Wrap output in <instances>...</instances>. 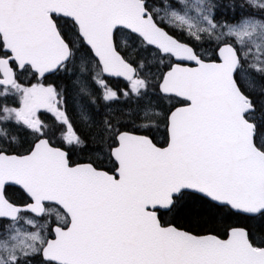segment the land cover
<instances>
[{"label": "snow or ice", "instance_id": "snow-or-ice-1", "mask_svg": "<svg viewBox=\"0 0 264 264\" xmlns=\"http://www.w3.org/2000/svg\"><path fill=\"white\" fill-rule=\"evenodd\" d=\"M247 9L0 0V264H264V0Z\"/></svg>", "mask_w": 264, "mask_h": 264}, {"label": "trees", "instance_id": "trees-1", "mask_svg": "<svg viewBox=\"0 0 264 264\" xmlns=\"http://www.w3.org/2000/svg\"><path fill=\"white\" fill-rule=\"evenodd\" d=\"M106 79V82L109 84V86L113 89V90H116V91H120V90H122V89H124V88H126V86H127V83L126 82H124V81H122V80H119V79H110V78H105ZM40 82H42V83H44L45 85H47V84H49V83H53V82H55V83H57V84H59L61 81H59V80H57V78H56V76H54V75H47V76H45V77H43L41 80H40ZM165 103V102H164ZM173 104H175V101L173 102ZM163 106H165V104H163ZM175 106H177V105H175ZM69 115H71V116H73V121H74V123H75V116L73 115V112H72V110H71V108L69 109ZM41 117L43 118V119H45V121L47 122V121H50V117L49 116H47V115H41ZM76 127L77 128H79V125L78 124H76ZM158 136H159V134H157ZM160 137V136H159ZM53 146H56V147H62V145L60 144V143H54L53 144ZM79 156V158L78 157H76V155H72L71 156V158L74 160V161H76V162H86V158H81L82 156H83V154H78ZM232 221H225L224 223L225 224H228V223H231ZM176 226H181V225H183V226H185V227H192V225H190L189 224V222L187 221V220H185V219H177L176 220ZM220 231L222 232L223 231V226H221V228H220ZM39 259V257L37 258V260ZM34 264H35V262H34Z\"/></svg>", "mask_w": 264, "mask_h": 264}, {"label": "rangeland", "instance_id": "rangeland-1", "mask_svg": "<svg viewBox=\"0 0 264 264\" xmlns=\"http://www.w3.org/2000/svg\"><path fill=\"white\" fill-rule=\"evenodd\" d=\"M244 1L246 2V11H247V10H248V9H247V0H244ZM238 11H239V9H238ZM218 20H219V19H218ZM105 78H106V77H105ZM22 79H24V80H26V81H27V80H30L31 83H41L40 80H38L37 78H32V77H31V73L26 74L24 77H22ZM164 102H165V103H164V104H165L164 107L167 108V106H168V102H167V100H165ZM173 102H174V100L172 101V103H173ZM2 103H3V100H0V104H2ZM8 103H9L10 106H19L18 103L13 104V102H12V98H11V97H9ZM42 114H43V115H47V116H49V117L51 118V114H50V113H47L46 110H43V109H42V110H41V115H42ZM58 143H59V142H58Z\"/></svg>", "mask_w": 264, "mask_h": 264}, {"label": "flooded vegetation", "instance_id": "flooded-vegetation-1", "mask_svg": "<svg viewBox=\"0 0 264 264\" xmlns=\"http://www.w3.org/2000/svg\"><path fill=\"white\" fill-rule=\"evenodd\" d=\"M221 2L224 4L236 3L237 5L244 3L246 5V2L244 0H221ZM229 15H230V12H229ZM217 19H222V17L218 15ZM177 106H179V105H177ZM156 136H157V139H160V137L157 134H156ZM75 155H76V157L79 156L78 154H75Z\"/></svg>", "mask_w": 264, "mask_h": 264}, {"label": "water", "instance_id": "water-1", "mask_svg": "<svg viewBox=\"0 0 264 264\" xmlns=\"http://www.w3.org/2000/svg\"><path fill=\"white\" fill-rule=\"evenodd\" d=\"M45 76H47V74ZM105 77L106 78H112V79H120V80H123L124 82H127L123 77H116V76H111V75H107V74L105 75ZM37 79L40 80L42 78L37 75Z\"/></svg>", "mask_w": 264, "mask_h": 264}]
</instances>
